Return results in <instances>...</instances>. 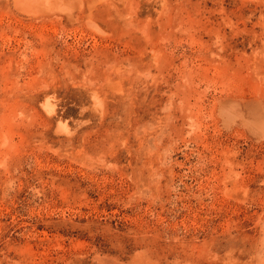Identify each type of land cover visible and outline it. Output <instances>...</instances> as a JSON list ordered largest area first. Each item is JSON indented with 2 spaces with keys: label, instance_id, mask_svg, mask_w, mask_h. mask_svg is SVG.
Instances as JSON below:
<instances>
[{
  "label": "rangeland",
  "instance_id": "374dc122",
  "mask_svg": "<svg viewBox=\"0 0 264 264\" xmlns=\"http://www.w3.org/2000/svg\"><path fill=\"white\" fill-rule=\"evenodd\" d=\"M16 1L0 264H264V0Z\"/></svg>",
  "mask_w": 264,
  "mask_h": 264
},
{
  "label": "bare ground",
  "instance_id": "6f19581e",
  "mask_svg": "<svg viewBox=\"0 0 264 264\" xmlns=\"http://www.w3.org/2000/svg\"><path fill=\"white\" fill-rule=\"evenodd\" d=\"M52 1L54 0H17L16 2H18L20 5L22 6H36V5H42V4H50ZM94 5V3H92L90 1V3H88V9L89 11L87 12V16L90 17L92 15V6ZM31 11V10H28Z\"/></svg>",
  "mask_w": 264,
  "mask_h": 264
}]
</instances>
